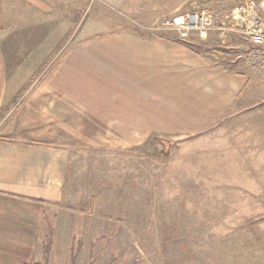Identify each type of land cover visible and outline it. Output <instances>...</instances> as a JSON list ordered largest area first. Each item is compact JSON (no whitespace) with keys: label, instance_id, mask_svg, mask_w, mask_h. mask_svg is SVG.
<instances>
[{"label":"rangeland","instance_id":"rangeland-1","mask_svg":"<svg viewBox=\"0 0 264 264\" xmlns=\"http://www.w3.org/2000/svg\"><path fill=\"white\" fill-rule=\"evenodd\" d=\"M51 1L53 7H31L29 0H0V62L8 77L23 78L27 67L39 69L51 59L50 44L45 52L30 48L52 25L62 31L58 46L67 47L81 28L80 35L90 27L151 31L202 7L225 15L243 0H182L179 14L151 26L100 0ZM46 11L54 12L52 21ZM212 36L211 47L221 51L243 39ZM202 46L194 47L208 49ZM262 99V113H236L191 135H151L130 149L71 150L63 196L44 201L37 258L29 264H264ZM8 110L0 108V118Z\"/></svg>","mask_w":264,"mask_h":264},{"label":"crops","instance_id":"crops-1","mask_svg":"<svg viewBox=\"0 0 264 264\" xmlns=\"http://www.w3.org/2000/svg\"><path fill=\"white\" fill-rule=\"evenodd\" d=\"M100 1L147 26L184 5ZM54 4L29 0L31 7ZM46 15L54 19V12ZM47 29L30 48L45 52L51 45L45 53L53 56L41 68L29 66L23 78H10L0 62V108L9 109L0 118V264L36 260L44 201L62 198L71 150L130 149L151 135H191L236 113H262L264 75L244 61V37L221 51L209 43L212 31L200 41L208 49L199 51L189 45L192 35L172 39L163 34L174 32L90 27L67 48L58 46L61 30Z\"/></svg>","mask_w":264,"mask_h":264},{"label":"built area","instance_id":"built-area-1","mask_svg":"<svg viewBox=\"0 0 264 264\" xmlns=\"http://www.w3.org/2000/svg\"><path fill=\"white\" fill-rule=\"evenodd\" d=\"M161 28L186 39L193 34L205 39L212 31H218L224 41L240 35L249 43L243 52L244 61L264 75V0H243L225 15L215 9L202 7L177 15L164 22L162 27L151 30L158 31Z\"/></svg>","mask_w":264,"mask_h":264},{"label":"trees","instance_id":"trees-1","mask_svg":"<svg viewBox=\"0 0 264 264\" xmlns=\"http://www.w3.org/2000/svg\"><path fill=\"white\" fill-rule=\"evenodd\" d=\"M163 36H167L168 38H172V39H178V36L172 35V34H163ZM189 45L203 47L201 42H196L195 40L193 41V43H189ZM44 218H45L46 223L49 225V231L51 232L52 231V226H50V224H49L50 222H48L49 219H48V217L46 215H45ZM33 264H43V263L35 262Z\"/></svg>","mask_w":264,"mask_h":264}]
</instances>
